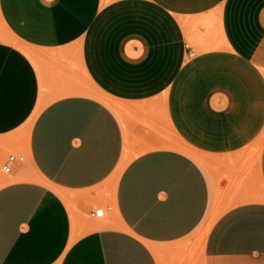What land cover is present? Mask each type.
I'll return each mask as SVG.
<instances>
[{"label":"crops","instance_id":"obj_1","mask_svg":"<svg viewBox=\"0 0 264 264\" xmlns=\"http://www.w3.org/2000/svg\"><path fill=\"white\" fill-rule=\"evenodd\" d=\"M262 137L264 0H0V264H264Z\"/></svg>","mask_w":264,"mask_h":264},{"label":"bare ground","instance_id":"obj_2","mask_svg":"<svg viewBox=\"0 0 264 264\" xmlns=\"http://www.w3.org/2000/svg\"><path fill=\"white\" fill-rule=\"evenodd\" d=\"M16 44H18L20 47H22V49H24L33 58V52L30 50L31 49L30 47H27V46L23 45L22 43H20L18 41H16ZM88 92H93V94L95 96H97L98 98H100L102 100H105L106 103L108 101L110 103L109 105L112 106V109H114L119 115L118 105L112 101V98L106 96L101 91L96 90V89H93V91H88ZM42 107H43V104L40 103L38 105V107L36 108V110L34 111V113L32 114V116L30 117V119L26 122V124L22 128V132L21 133H22L23 138L26 141H27V138L29 136V133H30V130H31V127H32V123L35 120V118L37 117V115H38L39 111L42 109ZM263 140H264V137H262L261 139L258 140V142L254 145V149H253L254 151H257L258 148L261 147ZM171 147H173V148H176V147L183 148L185 151H187V153H189L196 160H198V161H200L202 163H203V160L206 159L204 157V155H202V154L190 149L189 147H187L185 145H182V143H179L178 145L172 144ZM147 148H150V147H146V149ZM138 154L139 153L131 154L130 145L129 144L127 145L126 151H125V154H124V157H123L121 163L119 164L118 168L115 170V172L113 173V175L111 176V178L108 181V185H109V188H110L111 191H114V189L116 188L118 178H119L122 170L126 166V164ZM19 178L20 179H39V177L36 174H34V173L24 174V175L20 176ZM112 211H113V209H112ZM218 211H219L218 209L211 210L210 213L208 214V216L206 217V219L204 220V222L202 223V225H201V236H200L201 238H204L205 236H207V233L211 229L212 224L214 223V221L216 220V218L219 215ZM106 213H107V211H106ZM90 223H92V222H90ZM93 224H94L95 228L99 227L98 223L96 224L94 222Z\"/></svg>","mask_w":264,"mask_h":264},{"label":"rangeland","instance_id":"obj_3","mask_svg":"<svg viewBox=\"0 0 264 264\" xmlns=\"http://www.w3.org/2000/svg\"><path fill=\"white\" fill-rule=\"evenodd\" d=\"M104 101H105V100H104ZM112 101L118 105V109H121V108H122V104H121L119 101L114 100V99H112ZM105 102H106V101H105ZM107 103L110 104L108 101H107ZM111 107H112V106H111ZM116 113H117V112H116ZM131 154H136V153H131ZM203 164H206V159L203 160ZM102 207H103L104 210H105V215H104V217H101V218H95V219H91L90 217H87V221H88V222H99V221H104V220H106L107 214H108V212H109L110 210L108 209V205L103 204ZM106 211H107V213H106ZM199 233H200V236H201V226H200V228H199Z\"/></svg>","mask_w":264,"mask_h":264},{"label":"built area","instance_id":"obj_4","mask_svg":"<svg viewBox=\"0 0 264 264\" xmlns=\"http://www.w3.org/2000/svg\"><path fill=\"white\" fill-rule=\"evenodd\" d=\"M16 159H20V160H23L24 157L20 156V157H17L15 155H11L9 156V161H14ZM4 172H8L9 168L7 166H3V169H2ZM104 209L103 208H97L95 209L92 213H91V217L92 218H101L104 216Z\"/></svg>","mask_w":264,"mask_h":264}]
</instances>
